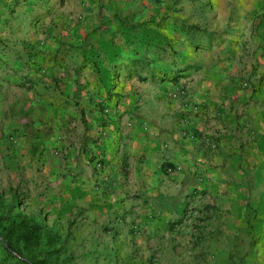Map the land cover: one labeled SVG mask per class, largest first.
<instances>
[{"label":"rangeland","instance_id":"1","mask_svg":"<svg viewBox=\"0 0 264 264\" xmlns=\"http://www.w3.org/2000/svg\"><path fill=\"white\" fill-rule=\"evenodd\" d=\"M238 2L0 0L1 209L16 199L56 231L65 264H264L259 161L238 175L248 154H203L193 175L165 166L142 190L124 156L138 86L232 55ZM72 44L88 60L79 72ZM64 151L88 161L92 183L62 185Z\"/></svg>","mask_w":264,"mask_h":264},{"label":"crops","instance_id":"2","mask_svg":"<svg viewBox=\"0 0 264 264\" xmlns=\"http://www.w3.org/2000/svg\"><path fill=\"white\" fill-rule=\"evenodd\" d=\"M238 4L232 55L207 56L202 69L181 73L177 81L136 89L137 117L127 134L135 144L132 153L124 156L133 181L142 190L167 174L165 166L178 167L175 174L193 175L194 161L203 154H248L243 163L239 157L232 166L238 175L254 172L255 161L260 162L258 168L264 165V0H239ZM79 52L68 57L77 72L81 70L76 66L81 64ZM14 155L15 163L23 159L22 154ZM58 156L61 160H53L52 168L63 177V186L71 183V176L73 189L84 181L92 183L87 173L91 167L81 154L72 151ZM45 158L50 161L53 156Z\"/></svg>","mask_w":264,"mask_h":264},{"label":"trees","instance_id":"3","mask_svg":"<svg viewBox=\"0 0 264 264\" xmlns=\"http://www.w3.org/2000/svg\"><path fill=\"white\" fill-rule=\"evenodd\" d=\"M63 46L71 58L77 55L78 49L81 50L73 44ZM87 63L88 60L83 58L78 69H84ZM0 246L5 254L0 264L66 263L61 258L65 254L61 236L44 221L18 210L16 199L9 202L5 211L0 204Z\"/></svg>","mask_w":264,"mask_h":264}]
</instances>
